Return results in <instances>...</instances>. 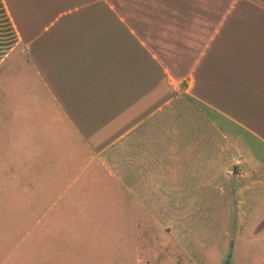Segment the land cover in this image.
Instances as JSON below:
<instances>
[{
  "label": "crops",
  "instance_id": "0c3cea01",
  "mask_svg": "<svg viewBox=\"0 0 264 264\" xmlns=\"http://www.w3.org/2000/svg\"><path fill=\"white\" fill-rule=\"evenodd\" d=\"M263 184L264 2L0 0L5 227L139 248L218 197L227 255Z\"/></svg>",
  "mask_w": 264,
  "mask_h": 264
},
{
  "label": "rangeland",
  "instance_id": "374dc122",
  "mask_svg": "<svg viewBox=\"0 0 264 264\" xmlns=\"http://www.w3.org/2000/svg\"><path fill=\"white\" fill-rule=\"evenodd\" d=\"M75 15L72 13L67 16ZM250 194L254 196L253 199H257L254 214L259 215V220H264V184L260 190L256 189ZM215 195V192H211V197ZM220 201L222 199L216 197L210 204L202 205L189 224L187 218L183 219L184 222L181 220L178 223L180 232L160 233L158 230V234L148 235L143 248L139 247L141 249H118L113 242L111 249H107L105 246L110 244V234L104 233L99 237V250L84 245L82 249L57 248L51 244L53 242L45 243L43 233L33 228L18 234L5 227L10 218H2L0 215V264H224L226 257L228 264H264V241L254 239L251 233L255 215L249 218L250 222L244 228L243 236L237 238L231 254L226 255L228 250H225L222 241L230 205L227 202L226 208L220 207ZM6 230L7 236L4 232ZM66 239L70 243L74 242L71 234H66ZM53 240L60 242L59 234H53ZM178 241L192 256L178 250ZM144 245L148 247L144 248Z\"/></svg>",
  "mask_w": 264,
  "mask_h": 264
},
{
  "label": "trees",
  "instance_id": "16d2710c",
  "mask_svg": "<svg viewBox=\"0 0 264 264\" xmlns=\"http://www.w3.org/2000/svg\"><path fill=\"white\" fill-rule=\"evenodd\" d=\"M262 2H264V0H261Z\"/></svg>",
  "mask_w": 264,
  "mask_h": 264
}]
</instances>
